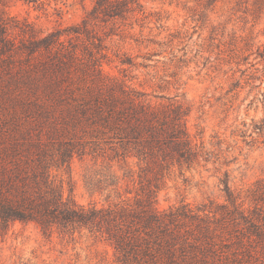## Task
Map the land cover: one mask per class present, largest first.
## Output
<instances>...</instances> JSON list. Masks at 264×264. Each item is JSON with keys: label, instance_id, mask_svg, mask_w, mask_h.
Wrapping results in <instances>:
<instances>
[{"label": "trees", "instance_id": "16d2710c", "mask_svg": "<svg viewBox=\"0 0 264 264\" xmlns=\"http://www.w3.org/2000/svg\"><path fill=\"white\" fill-rule=\"evenodd\" d=\"M143 13L138 0H95L72 32L90 39V20ZM70 45L56 32L0 46V230L19 222L46 238L87 234L111 247L113 264L246 263L249 248L264 245V178L236 192L224 172L223 203L159 210L165 179L205 166L210 152L187 131L181 105L150 103ZM85 156L102 162L107 187H118L116 176L134 195L101 207L64 199L51 172Z\"/></svg>", "mask_w": 264, "mask_h": 264}, {"label": "rangeland", "instance_id": "374dc122", "mask_svg": "<svg viewBox=\"0 0 264 264\" xmlns=\"http://www.w3.org/2000/svg\"><path fill=\"white\" fill-rule=\"evenodd\" d=\"M94 1L0 0V46L58 32L80 60L91 55L104 75L152 104L186 110L187 131L211 160L167 177L156 196L159 210L223 203L224 172L236 192L264 178V0H138L143 15L90 20V39L76 37L72 30L82 27ZM5 117L0 108V123ZM51 173L63 198L79 205L106 206L135 193L116 176L118 187H107L108 171L89 156ZM249 251L244 264H264V245ZM0 264H113V250L87 234L46 238L35 226L15 222L0 230Z\"/></svg>", "mask_w": 264, "mask_h": 264}]
</instances>
